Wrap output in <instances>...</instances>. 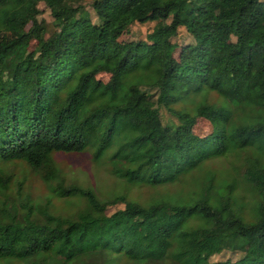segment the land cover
Instances as JSON below:
<instances>
[{"label": "trees", "instance_id": "obj_1", "mask_svg": "<svg viewBox=\"0 0 264 264\" xmlns=\"http://www.w3.org/2000/svg\"><path fill=\"white\" fill-rule=\"evenodd\" d=\"M89 4L93 19L80 0H0L10 33L0 41V264H109L120 255L126 264H264V0ZM135 22L152 25L143 38L118 39ZM178 27L191 36L179 47ZM197 118L208 132H194ZM252 146L239 162L258 195L252 218L234 206L233 183L213 190L211 174L193 180L188 198L143 203L126 192L182 181L228 148ZM85 148L93 160L112 148L120 190L100 195L65 180L52 153ZM14 160L72 209L10 195L4 166Z\"/></svg>", "mask_w": 264, "mask_h": 264}, {"label": "rangeland", "instance_id": "obj_2", "mask_svg": "<svg viewBox=\"0 0 264 264\" xmlns=\"http://www.w3.org/2000/svg\"><path fill=\"white\" fill-rule=\"evenodd\" d=\"M80 3L88 10L91 18H94L93 11L90 7L89 0H80ZM40 13L38 18H43L46 23V33L52 31L53 25L51 24V16L48 8L42 3H38ZM152 22H135L130 26L127 32L119 35L118 39L126 38H143L146 31L151 28ZM10 33L0 28V41L7 39ZM176 40L179 43L178 47L191 40V36L185 31L183 27H178ZM34 40L32 39L28 48H32ZM175 53V52H174ZM97 76L104 81L107 77L106 73H99ZM207 98L214 102H218L220 96L215 92H208ZM179 102L177 105H181ZM162 122L173 124L174 119L163 108L159 110ZM234 122V120L232 121ZM193 130L197 134H204L209 131V123L203 118H197ZM112 148L106 150L103 156L98 160H93L90 155V149L85 148L80 151H55L52 153V158L60 169L66 181H74L81 185L93 186L100 195H104L111 190H120L119 180L116 179L111 173L109 168V154ZM257 150L256 147H248L246 149H238L230 147L227 151L213 159L205 161L203 164L197 166L195 169L188 172L185 179L176 183H166L158 185H131L127 188L126 192L129 197L137 198L139 201L146 203L162 197L175 198V193H179L180 198H188L190 186L193 180H197L199 184L206 176L212 175L213 190L222 191L224 188L218 186L224 183H233V188L230 191L234 206L246 219L252 218L255 211V205L258 198L254 188L241 177L239 162L246 156L252 155ZM4 171L7 176L6 190L10 195L15 196L18 190L28 193V198L32 203L35 200H43L44 197H49L52 207L61 212H66L72 209L71 202L64 198L52 196L50 189L45 181L41 180L34 169L28 166L23 161H11L4 166ZM191 177V180L189 178ZM222 180H224L222 182ZM17 181H20L19 186ZM184 181L187 183H184ZM73 204V203H72ZM119 205V204H117ZM115 208L109 207L108 211ZM190 219L189 222H192ZM194 222V221H193ZM230 255L228 250L221 253L214 254L211 259H220ZM238 255V254H237ZM231 253V256H237ZM127 258L118 256L113 259L109 264H126Z\"/></svg>", "mask_w": 264, "mask_h": 264}]
</instances>
